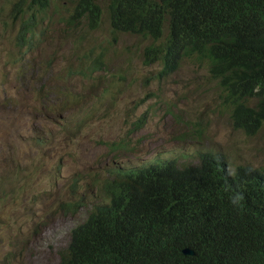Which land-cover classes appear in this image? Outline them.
<instances>
[{
  "label": "rangeland",
  "instance_id": "obj_1",
  "mask_svg": "<svg viewBox=\"0 0 264 264\" xmlns=\"http://www.w3.org/2000/svg\"><path fill=\"white\" fill-rule=\"evenodd\" d=\"M19 1L29 0H0V264L58 263L123 170L198 163L204 152L227 155L232 169L264 163L261 137L233 128L206 69L186 60L150 79L160 70L144 61L153 41L114 32L110 0H96L95 30L61 21L72 4L53 0L33 52L16 41ZM97 57L103 68L90 72Z\"/></svg>",
  "mask_w": 264,
  "mask_h": 264
},
{
  "label": "trees",
  "instance_id": "obj_2",
  "mask_svg": "<svg viewBox=\"0 0 264 264\" xmlns=\"http://www.w3.org/2000/svg\"><path fill=\"white\" fill-rule=\"evenodd\" d=\"M66 16L68 25L84 22L89 29H98L103 10L96 0H69ZM53 0L19 1L13 15L21 28L16 41L33 52L40 48L35 39L37 30L50 21L48 10ZM108 13L114 31L147 37L153 43L145 49L147 64L163 63V73L176 71L185 60L204 65L229 95L251 92L264 93V44L244 29L248 18L264 6V0H110ZM240 10L246 17L229 28L221 24L216 9ZM181 10L177 20L172 12ZM168 33L165 35V29ZM258 109L264 116V99ZM235 127L252 133L254 126L235 122ZM204 155H201L203 158ZM205 158V157H204ZM214 163L203 161L199 166L184 168L170 162L130 171L119 180L109 181L111 201L97 208L88 220L72 231L67 248L60 253L57 264H145L155 244L166 254L156 260L164 264H256L264 253V217L258 215L249 195L254 186L246 185L248 174L255 171L240 167L232 172L223 158ZM187 177V178H186ZM189 180L190 187H186ZM264 181V169L256 180ZM205 184L216 190L225 203L236 207L237 234L227 245L219 247L221 232L201 236L198 220L202 202L186 207L194 194L207 192ZM165 203L166 212L160 211ZM179 218L187 232L181 249L175 231L165 229L170 216ZM196 252L186 256L182 248ZM174 248V253L167 252Z\"/></svg>",
  "mask_w": 264,
  "mask_h": 264
},
{
  "label": "clouds",
  "instance_id": "obj_3",
  "mask_svg": "<svg viewBox=\"0 0 264 264\" xmlns=\"http://www.w3.org/2000/svg\"><path fill=\"white\" fill-rule=\"evenodd\" d=\"M216 12L219 16V19L221 20V24H224L229 28H234L235 26L238 25L241 18L247 16L248 22H246L244 29L251 28L252 31H250V34L256 37L259 41H261L264 44V6L260 8L257 12H254L252 15L246 14V16L240 10H235V9L217 8ZM180 14H181V10L177 12H172V18L177 20ZM165 31L168 32V27L165 29ZM114 32H117V31H114ZM144 61H146L145 51H144ZM187 61L191 63L192 65H194L196 69H206L208 71L211 79L216 83L217 87L220 90L219 95L222 99L223 104L228 108L230 112V120H231V124L233 128L235 130H242L253 137L260 136L262 141L264 142V116L261 110L258 109L259 102H261L264 99V93L255 89L251 92H239L236 94L229 95L228 92L225 90V88L219 83V81L217 79H214L211 76V73L209 72L206 66L199 65L198 63H193L190 60H187ZM155 63L160 64V70L154 76H151L150 79H153V78L161 79L164 76L175 72L174 70L168 73H163L164 71L163 63H160V62H155ZM102 65H103V61L101 60L100 57L94 58L92 65L89 67V70L90 72L94 70L98 71L99 69L103 68ZM79 72L86 75V73L82 69L79 70ZM73 73L74 72L71 70V74ZM235 122H241L249 126H254V130L252 133H249L243 128L238 129L237 127H235ZM121 147H124V145H121ZM201 155H204L205 158L204 157L201 158ZM201 155H200V160L198 163H190L186 165L199 166L203 161L207 163H214L215 162L214 157H217V158H223L226 161L228 168L232 172H236L240 167L254 169L255 171H253V173L248 174L249 176L246 178V185H249L250 187L254 186V190L249 195V199H250V202L255 207L256 213L264 217V181H253V180H256L257 176L261 173V171H263L264 169L263 162L258 163L257 166H238L236 169H232L228 163V160L226 159L227 155L223 153L204 152ZM173 161L175 160H168V161L159 160L156 162V164H152V165H156L157 167H162L165 164H168ZM152 165H149V166H152ZM186 165L180 166L177 164V166L180 168H184V166ZM149 166H144V167H139V168H130V169L123 170L121 176L114 178V179H110L109 181L119 180L123 178L125 174L130 171H137L140 169H145ZM109 181H107V183ZM185 182H186V187L184 188V190H187L190 187V183H189V180H185ZM107 183L104 185V188H103L107 200L103 203L96 205L95 208L89 214V216L92 213H94L98 207L107 205L110 203L112 192L110 191ZM205 187L207 190L205 194L203 195L194 194V195L189 196L186 200L185 206L188 207L195 202H202L204 204V207L201 209L200 214H204L205 219L201 222L198 220V233L201 236L208 235L210 229H212V233H215L217 231L221 232L219 247H223L227 245L231 240H233L237 234L236 207L231 203L223 202L222 199L220 198L219 193L216 190L208 187L206 184H205ZM80 205H81V202H78V206ZM166 209H167V206L165 203H163L160 207V211L162 213H165ZM89 216L87 217L85 221L78 224L77 226L86 222ZM77 226H75L73 229H75ZM73 229L71 230V233H70V240H71ZM165 229H171L172 231H175L176 240H177L178 248H179L178 251H179L181 249L182 239L187 232L186 226L181 222L179 218H176L173 215L169 217ZM69 242H68V245H69ZM152 249H153L152 254L150 256L145 257V264H164L165 262L158 261L155 259V257L158 255L166 254V251H164L163 247L160 246L159 244H155ZM185 250H191L193 251V253H186ZM181 251L186 256H194L196 254L195 250L189 246H184ZM167 252L174 253L175 249L172 248L168 250ZM60 260H61V255H60ZM241 261L242 260L238 259L236 264H241ZM256 264H264V253L259 255Z\"/></svg>",
  "mask_w": 264,
  "mask_h": 264
},
{
  "label": "water",
  "instance_id": "obj_4",
  "mask_svg": "<svg viewBox=\"0 0 264 264\" xmlns=\"http://www.w3.org/2000/svg\"><path fill=\"white\" fill-rule=\"evenodd\" d=\"M186 253H193L191 250H185Z\"/></svg>",
  "mask_w": 264,
  "mask_h": 264
}]
</instances>
